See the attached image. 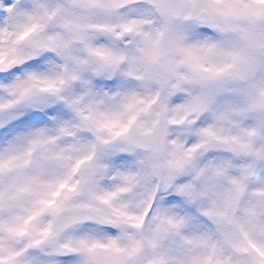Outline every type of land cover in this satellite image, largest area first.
Here are the masks:
<instances>
[{
	"label": "clouds",
	"instance_id": "clouds-1",
	"mask_svg": "<svg viewBox=\"0 0 264 264\" xmlns=\"http://www.w3.org/2000/svg\"><path fill=\"white\" fill-rule=\"evenodd\" d=\"M0 264H264V0H0Z\"/></svg>",
	"mask_w": 264,
	"mask_h": 264
}]
</instances>
